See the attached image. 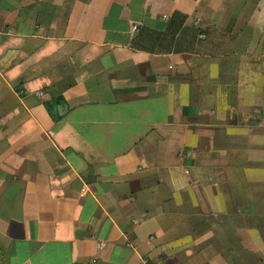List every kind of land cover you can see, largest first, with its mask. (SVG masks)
I'll return each mask as SVG.
<instances>
[{"label": "crops", "instance_id": "0c3cea01", "mask_svg": "<svg viewBox=\"0 0 264 264\" xmlns=\"http://www.w3.org/2000/svg\"><path fill=\"white\" fill-rule=\"evenodd\" d=\"M203 2L0 0V264H264V0Z\"/></svg>", "mask_w": 264, "mask_h": 264}, {"label": "rangeland", "instance_id": "374dc122", "mask_svg": "<svg viewBox=\"0 0 264 264\" xmlns=\"http://www.w3.org/2000/svg\"><path fill=\"white\" fill-rule=\"evenodd\" d=\"M258 1L259 0H213V2H212V0H204V2L202 4V9L204 10V12L207 11V15H208L209 11H213L212 9H216V11H220L222 9L226 10L227 16L225 17V19L222 22V24H223L222 27L220 28L218 25H216V28H218L222 31H225L226 33H224V35L221 39H219L217 34L212 36L214 43H216L218 41V39L223 43L222 51L225 50L227 52L228 51L231 52L233 50L234 44H235V41H233L232 43H229L230 39L228 38V35L230 33V30L224 29V28H228L232 24V21L229 20V16L231 14L239 13V15L242 19V24L248 23L249 17L252 16V14L254 13V10L258 6ZM210 20H211V18H207V19L202 18V23H204V25H205L206 22H208ZM259 23H260V20H259ZM259 23L257 22L258 25H259ZM209 25H212L211 22ZM209 25L207 24L206 26H203V27H207ZM252 30H253L252 27L249 26L247 28L245 34L251 33ZM246 36L248 37L249 35L247 34ZM255 38H256V40H258V33L255 34ZM220 48L221 47L217 46L216 49L213 50V47H212L211 51L216 52V53H220Z\"/></svg>", "mask_w": 264, "mask_h": 264}, {"label": "trees", "instance_id": "16d2710c", "mask_svg": "<svg viewBox=\"0 0 264 264\" xmlns=\"http://www.w3.org/2000/svg\"><path fill=\"white\" fill-rule=\"evenodd\" d=\"M181 20L184 21V17ZM183 32H184V36L188 35V32H189L188 28L186 30H184ZM195 32H197L198 35L201 36V37H199V42H200V50L199 51H203L204 50V48L201 49V46H203L205 44V41L207 40L208 37L212 38L213 35L217 34L219 39H221L223 37L224 33H226L225 31H222V30L216 28L215 25H209V26H207L205 28L197 27V28H195ZM236 37H237V35L235 33L230 32L229 35H228V38L230 39L229 43H232L233 41H235ZM219 39L213 45V50H215L216 47L218 46V47H221V48H220V53H217V54H224V53L230 52V51L227 52L225 50L222 51L223 43ZM209 43H211V41H209ZM201 44H203V45H201ZM204 47H205V45H204ZM61 102H62V100L59 101V99H55L52 102H44V106L46 107L49 116L54 121H56L58 118H60L62 114L61 113L57 114V113L53 112V110L51 109V105L54 104V103L56 105H62L63 102L62 103Z\"/></svg>", "mask_w": 264, "mask_h": 264}]
</instances>
